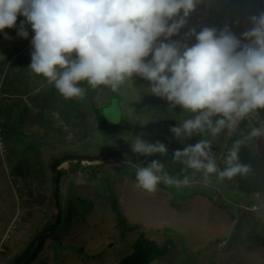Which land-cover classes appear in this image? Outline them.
<instances>
[{
  "label": "rangeland",
  "instance_id": "374dc122",
  "mask_svg": "<svg viewBox=\"0 0 264 264\" xmlns=\"http://www.w3.org/2000/svg\"><path fill=\"white\" fill-rule=\"evenodd\" d=\"M236 2L230 1V7L235 8ZM248 2L251 6L252 0ZM237 7L244 9L242 5ZM245 12L247 17L241 15V19L243 27L249 30L253 26L250 17L264 12V0H253L251 11ZM227 18L231 21L230 15ZM236 19L240 28L241 21ZM24 20L18 15L17 27L0 31V95L13 97L15 107L4 117L0 115V264H17L53 218V183L47 160L58 149H64L58 144L66 147L58 153L59 157L65 153L101 154L118 147L132 149L139 137L146 143L164 144L173 159L166 153L154 154L182 164L186 157L177 155V151L196 145L202 138L212 148L216 136L206 132L183 139L175 137L171 128L192 114L180 106L171 108L166 99L152 94L149 82L139 76L116 92L104 86L92 89L82 82L81 86L87 89L85 97L65 100L44 77L29 69L34 32L30 24H25L28 37L17 34ZM21 106L27 111L21 110ZM52 123L58 128L54 133ZM9 124L22 141L42 140L38 128L48 132L43 136L48 142L40 141L36 146L43 158L41 167L48 175L41 184L44 190L40 196H23L9 173L14 154L22 149L16 147L9 151L11 158L6 157L1 132L9 131ZM101 125L113 128V132H103ZM98 137H107L111 142L96 143ZM52 144L58 148L54 149ZM118 155L101 161H81V167L71 160L58 163L63 171L59 181L63 211L62 221L55 229L57 239L50 237L29 264H118L132 252L141 231L161 241L168 240L167 255L154 264H264V245L252 242L255 234L264 236V193L255 195L259 202L248 205L240 192L217 185L218 178L216 183H209L203 175L206 179L198 178L195 183L191 179L187 185L178 186L184 179L165 182L161 172V182L176 186L172 190L170 186H158L154 193H149L136 187L135 179L126 173H117L114 180L106 182L105 172L95 171V177L89 170L96 165L132 166L138 170L152 163L129 153ZM78 176L86 178L83 181ZM78 195L83 202L77 199ZM114 200L123 223L112 207ZM27 202L28 205H22ZM131 224L138 226L127 228Z\"/></svg>",
  "mask_w": 264,
  "mask_h": 264
},
{
  "label": "clouds",
  "instance_id": "9594fccd",
  "mask_svg": "<svg viewBox=\"0 0 264 264\" xmlns=\"http://www.w3.org/2000/svg\"><path fill=\"white\" fill-rule=\"evenodd\" d=\"M230 1L237 0H0V31L17 27L18 15L25 17L17 34L28 37L25 24L34 32L29 69L65 100L85 97L82 82L116 92L139 76L171 108L180 106L192 114L171 128L175 137L206 132L215 136L227 130V138L240 120L264 109V12L250 17L253 26L246 30L241 15L247 17L250 4L239 0L234 8ZM196 17L207 21L214 17L212 23L224 28L200 25L192 21ZM179 32L181 43L175 41ZM261 136L264 127H252L245 139ZM244 143V139L234 142L223 170L216 164L221 151L215 159L207 141L176 153L205 177L232 179L252 170L239 159ZM132 149L140 154L167 152L164 144L139 137ZM161 171L156 161L138 168L136 187L154 193ZM163 180L170 182L167 174ZM179 183L187 185L189 179Z\"/></svg>",
  "mask_w": 264,
  "mask_h": 264
},
{
  "label": "trees",
  "instance_id": "16d2710c",
  "mask_svg": "<svg viewBox=\"0 0 264 264\" xmlns=\"http://www.w3.org/2000/svg\"><path fill=\"white\" fill-rule=\"evenodd\" d=\"M237 1H239V0H237ZM240 3L242 5H245V4L249 5L250 4V2H246L245 0H240ZM251 6L249 5L250 10H251ZM13 103H14L13 97H11L10 95H8V96L0 95V115H2L4 117L8 113L10 108H11L10 111L13 112L15 109V107L13 108V105H14ZM20 109L23 110L24 112L27 111V108L23 107V106H21ZM168 117H169V115H168ZM0 124L2 125V121H0ZM101 126H104V125H101ZM252 127H264V109L257 110L255 112L249 114V116H247L243 120H240L238 122V125L236 126L235 130L229 132V134H228V136L224 142L223 149L221 150V154L216 160L218 168L223 170V168L225 167L224 160H225L229 150L232 148L234 142L237 140H242V139L245 140V143L242 144L240 147L239 159H240L241 163L248 164L251 166V169H252L251 172L246 176L237 175V176L233 177L232 179H227V178H225L223 180L219 179V182L217 181V185L227 187L230 191L236 190V191L240 192V194L242 196L241 198L248 205H251L254 202H259L258 198H256L255 195L259 194V193H264V136H261L259 138H254L251 140L245 139ZM8 128H9V131H7V132L2 131L1 132L2 141L6 145V149H7L6 157L8 159L11 158L9 151H11L13 149H17L16 147L20 146L22 148L21 149L22 152L20 151L19 154L17 153L18 155L16 153L14 154L15 159H12L14 161V163H13V165L10 166V170H9L10 172L9 173L12 175L13 180L16 181V183H18L17 185H18L19 193H21L23 196L24 195L25 196H27V195H29V196L39 195L40 196V195H42V193H43L42 191L44 190V188L41 187V184L44 181H46L48 175L45 174V172H44L45 168L41 167V164L43 163V158L40 155V151L38 149H36V146L38 145V143L40 141H44L46 143L47 140L45 141V140H43V138L45 137V133H48V132H46L47 131L46 129L44 131L42 128H38V132L41 134L42 140L37 139V141H35V140H33V141L32 140L31 141H24L23 140L22 141L18 137L19 134L17 132H14L15 129H13L12 124H9ZM55 129H58V128H56L52 123L51 124V130H53V133H54ZM102 130L105 133H108V132L112 133L113 132V128H110L108 126H104V129H102ZM106 130L108 132H106ZM48 131H50V129ZM103 132H102V134H103ZM53 137H55V136H53ZM202 140H203V138H202ZM107 141H110L109 138H107V137H98V141H96V143H105ZM54 142L58 143L56 138H55ZM58 145L64 149H58L59 152L56 151V153L54 155H50V158L48 160L46 159L47 161H49V163L53 160L54 156H58V153H60L66 149V147L64 145H62V144H58ZM58 145L52 144L51 146H54V149H57ZM12 152H14V151H12ZM118 154L115 157L119 156ZM152 154L156 155L154 153H152ZM132 155H134V154H132ZM134 156H138V155H134ZM165 156H168L169 158L173 159L172 154L166 153ZM107 157H105V158H107ZM139 157L141 159H146L149 162L156 161L158 164H163L167 168V170L165 171L162 168L161 173L163 175L167 174V176L170 178V180H175L177 178L184 179L185 177L191 176L192 173L194 172L192 169H187V168L183 167L181 163L172 162V161L171 162L164 161L158 156H156L155 158H147V157H142V156H139ZM105 158H102L99 160L101 161ZM21 159H23L25 161L24 162L25 166H24V163H21L23 160L20 162ZM69 160L76 161L78 164L77 167H81L80 162L82 161V159H80V158L64 159L61 161V163L69 161ZM1 164L2 163L0 162V165ZM124 167H126V168H123L122 166L113 168V167H108V166L96 165V166L90 167L89 170L92 173L95 171L105 172L106 182L114 180L117 173H119L121 176L126 173L135 179V174H136L137 170L132 169V166H124ZM37 169H39V170H38L37 174H35ZM56 169L58 170V166L56 167ZM41 171H42V173H41ZM49 173H50V170H49ZM61 175H62V173H61ZM93 175H94V173H93ZM93 175H91V176H93ZM173 177H175V178H173ZM78 178L83 179V181H84V179L86 177H83V176L79 177L78 176ZM198 178L202 179L205 177L202 175L201 177H198ZM198 178H196L197 180L196 179L193 180L194 183L200 180ZM216 180H217V175L216 174H210L208 176V179H206V182L210 181L209 183H216ZM52 181L53 180L51 178V183H53ZM189 181H191V180H189ZM158 186L165 187V188L167 186H170L169 188H171V187L173 188L176 186V184L170 185V184H167L165 182H160V184ZM207 186H209V185H207ZM172 188L170 190H172ZM33 190L36 191V193L33 192ZM52 191H53V189H52ZM78 196L79 197L77 199H79L80 202H83V200L81 199V196L80 195H78ZM208 197H211V196H208ZM72 198H73V194H71V197L69 199L71 200ZM28 203L29 202H27V204H22V205L26 206V205H28ZM112 207L116 210V214L120 218V222H121V218L123 216L121 217V213L117 210L116 205H115V200L112 203ZM62 211H63V206L61 205V220H60V222L62 221ZM60 222H59V224H60ZM121 223H123V222H121ZM58 225H57V227H58ZM135 226L137 227L138 225L131 224L127 228L132 229ZM262 227H264V224H262L261 228ZM148 231L152 232V230H148ZM42 232L39 234V236L42 234ZM39 236L36 237V240ZM50 237L52 240L57 239V235H56L55 231L52 233V235ZM36 240H35V242H36ZM35 242H34V244H35ZM165 242L167 243L168 240L161 241V239H159L158 237L149 236L146 231H141L139 233L138 237L136 238V240L134 241L132 252L129 255L125 256L122 260H120L118 262V264H154L156 261L163 259L167 255L168 247H167V244ZM252 242H253V245H255V244L264 245V236L263 235L259 236L258 234H255L253 239H252ZM34 244H33V246H34ZM33 246H32V248H33ZM250 246L252 247V245H250ZM32 248L30 249V251L32 250ZM43 248H44V245L41 248V250ZM29 252L20 261H18L17 264H19L24 258H26V256L29 254Z\"/></svg>",
  "mask_w": 264,
  "mask_h": 264
},
{
  "label": "water",
  "instance_id": "95a60500",
  "mask_svg": "<svg viewBox=\"0 0 264 264\" xmlns=\"http://www.w3.org/2000/svg\"><path fill=\"white\" fill-rule=\"evenodd\" d=\"M175 41L181 43L180 32L175 35ZM226 133H227V130L222 131L220 134L215 136V141H214V144L212 147V154L215 156V159L218 157V155H219V153H220V151L224 145ZM118 153H130V154H134V155H138V156H142V157H147V158H155L156 156H158V155H153V154H140V153L134 152L133 149H129V148H125V147H118V148L113 149V150L105 151L101 154H87V155L64 154L63 156H60V157L57 156L56 158H54L50 162L49 170H50V174L52 176L51 178L53 180L52 182H53V196H54L53 219H52L51 223L43 230L42 234L37 238L32 250L26 256V258H24L19 264H29L35 258V256L39 253V251H41V248L43 247L45 242L50 238L52 233L55 231L57 225L59 224V222L61 220V203L59 200V181H60L61 172L56 169L58 163L64 159H68V158H80V159H82V161H90V160L96 161V160L105 158L107 156L110 158L115 157ZM158 157H160L164 161L171 162V160L166 158V157H161V156H158ZM160 165H162V168L165 171L167 170V168L163 164H160ZM182 166L187 168V169H192L194 171L191 176L187 177L189 180L196 179V178L204 175L202 172H198L194 168L189 167L186 163H182ZM173 178H175V177H173Z\"/></svg>",
  "mask_w": 264,
  "mask_h": 264
},
{
  "label": "built area",
  "instance_id": "2783aa9c",
  "mask_svg": "<svg viewBox=\"0 0 264 264\" xmlns=\"http://www.w3.org/2000/svg\"><path fill=\"white\" fill-rule=\"evenodd\" d=\"M201 19H202L201 17H200V18L196 17V18H193L192 21H196V22H197L198 24H200V25H205V26H211V27H214V28H216L218 31L224 28V27H222V26L215 25V24L212 23V22L214 21V17L211 18L210 21H207V20H201ZM188 20H189V18H187V21H188ZM188 27H189V25H188V23H186V25L183 27L184 35H185V33H188V32H187Z\"/></svg>",
  "mask_w": 264,
  "mask_h": 264
}]
</instances>
